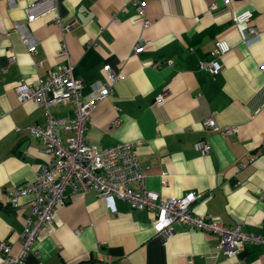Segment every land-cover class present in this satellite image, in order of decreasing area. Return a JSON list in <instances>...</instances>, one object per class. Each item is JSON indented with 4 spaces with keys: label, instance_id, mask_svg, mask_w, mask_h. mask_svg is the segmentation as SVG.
<instances>
[{
    "label": "crops",
    "instance_id": "0c3cea01",
    "mask_svg": "<svg viewBox=\"0 0 264 264\" xmlns=\"http://www.w3.org/2000/svg\"><path fill=\"white\" fill-rule=\"evenodd\" d=\"M8 1L0 0V243L9 245L10 255L20 252L31 196L12 206L9 191L48 161L44 145L27 130L45 126L44 109L22 104L15 87L21 79L35 85L68 64L83 80L84 94L92 81L109 83L105 64L117 75L112 93L91 113L88 141L102 147L140 142L135 150L149 189L163 197L200 193L193 213L264 236V0H53V10L29 23L35 53L13 29L26 21L33 0ZM244 10L251 19L236 23ZM139 39L149 43L136 54ZM218 40L229 45L220 71L200 69ZM50 111L74 117L70 103L50 105ZM208 117L236 131H207L202 122ZM57 133L64 139L71 131ZM202 139L209 143L206 153L195 146ZM67 192L24 264H264V245L245 244L228 256L212 233L176 226L162 237L149 210L107 201L94 188ZM3 257L0 250V264Z\"/></svg>",
    "mask_w": 264,
    "mask_h": 264
},
{
    "label": "built area",
    "instance_id": "2783aa9c",
    "mask_svg": "<svg viewBox=\"0 0 264 264\" xmlns=\"http://www.w3.org/2000/svg\"><path fill=\"white\" fill-rule=\"evenodd\" d=\"M222 1L225 4L230 2ZM46 4L47 7L44 8ZM136 4L138 12L142 13L144 3L140 1ZM8 5L13 6L14 1L9 0ZM216 6L215 2L210 4L211 9ZM54 8L53 0H33L26 6V21L13 23V29L19 33L30 53L36 52V41L30 34L29 23ZM251 16L249 10H244L236 14L234 20L238 24H244ZM56 21L60 24L58 18ZM69 27L70 24H67L63 28ZM248 30L250 33L255 32L254 27H248ZM148 43L139 39L133 46L134 52L142 53ZM228 50L226 41H216L208 58L199 62V68L211 73L219 72L220 58ZM10 59L15 61V55ZM261 68L264 70V65ZM103 69L107 72L109 83L92 81L90 91L86 94L82 92L83 80L74 76L70 64L39 77L35 85L23 79L16 84L17 97L22 104L32 101L44 109L45 126L29 125L27 130L44 145L48 161L36 172L33 179L16 185L9 191L8 199L12 206L18 205L22 197L31 196V214L24 218L23 229L18 237L21 249L17 255H10L9 245L0 243L3 262L24 264L25 257L32 250L41 229L52 222L57 206L67 199V189L72 193H84L94 188L97 195L107 201L118 198L129 202L136 211L153 212L156 232L162 237L172 235L176 226L212 233L218 239V248L228 256L236 255L245 244L264 245V236L243 231L240 225L225 224L210 214L193 213L191 204L201 196L200 193L189 192L182 197H163L157 191L149 189L146 186L145 170L135 150L140 142H119L110 147H102L86 139L85 128L92 111L112 93V85L117 78L110 65L105 64ZM165 95L166 92L159 94L156 101L162 104ZM57 103H70L74 109V117H54L50 105ZM202 123L207 131H221L225 134L236 131V127L222 129L213 117L206 118ZM59 128L68 129L71 134L62 139L57 133ZM195 146L202 153L209 150V143L205 139ZM133 183H137L138 187L134 188Z\"/></svg>",
    "mask_w": 264,
    "mask_h": 264
}]
</instances>
